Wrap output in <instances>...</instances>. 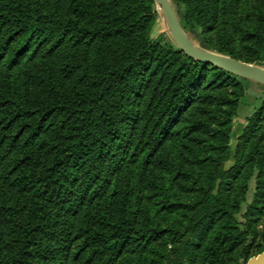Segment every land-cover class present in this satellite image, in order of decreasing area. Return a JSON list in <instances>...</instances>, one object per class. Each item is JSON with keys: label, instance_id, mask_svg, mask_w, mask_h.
I'll list each match as a JSON object with an SVG mask.
<instances>
[{"label": "trees", "instance_id": "1", "mask_svg": "<svg viewBox=\"0 0 264 264\" xmlns=\"http://www.w3.org/2000/svg\"><path fill=\"white\" fill-rule=\"evenodd\" d=\"M172 1L205 49L264 67V0ZM155 8L0 0V264H245L264 250V97L225 168L246 78L152 36Z\"/></svg>", "mask_w": 264, "mask_h": 264}, {"label": "water", "instance_id": "2", "mask_svg": "<svg viewBox=\"0 0 264 264\" xmlns=\"http://www.w3.org/2000/svg\"><path fill=\"white\" fill-rule=\"evenodd\" d=\"M161 8L170 37L178 49L186 55L216 67L224 69L237 76L256 81L264 85V67L247 63L228 55L210 51L196 45L182 28L173 5L169 0H154ZM245 264H264V250L251 256Z\"/></svg>", "mask_w": 264, "mask_h": 264}, {"label": "rangeland", "instance_id": "3", "mask_svg": "<svg viewBox=\"0 0 264 264\" xmlns=\"http://www.w3.org/2000/svg\"><path fill=\"white\" fill-rule=\"evenodd\" d=\"M169 1L173 5V7H175L173 1L172 0ZM155 10H156V22L151 30V35L154 37L161 36L164 38L171 39L170 32L166 25L161 8L156 5ZM190 38L193 40V42L196 45H198L201 48H204L203 46L200 45L197 38L195 37H190ZM242 83L244 86V96L241 98L239 102L237 115L233 119V126H232L231 140H230V146H231L230 156L225 162V168H228L234 162L233 151L238 141V136L241 134V131L246 123L245 117L253 112L254 107L259 105L260 100L264 97V88L262 84L249 79H242ZM253 188H254V180H251L250 189L246 195L247 201L251 200ZM244 208H245V204L242 205V209L238 214L240 220L242 219L241 215L244 212ZM168 248L171 249L172 245H169ZM171 257L174 258L176 257V255L172 254Z\"/></svg>", "mask_w": 264, "mask_h": 264}]
</instances>
